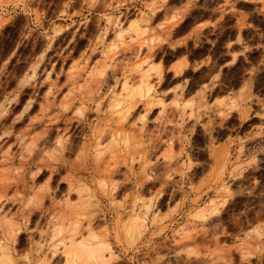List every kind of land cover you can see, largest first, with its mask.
I'll use <instances>...</instances> for the list:
<instances>
[{
    "label": "rangeland",
    "instance_id": "374dc122",
    "mask_svg": "<svg viewBox=\"0 0 264 264\" xmlns=\"http://www.w3.org/2000/svg\"><path fill=\"white\" fill-rule=\"evenodd\" d=\"M0 179L12 264H65L76 218L100 264H264V0H0Z\"/></svg>",
    "mask_w": 264,
    "mask_h": 264
},
{
    "label": "bare ground",
    "instance_id": "6f19581e",
    "mask_svg": "<svg viewBox=\"0 0 264 264\" xmlns=\"http://www.w3.org/2000/svg\"><path fill=\"white\" fill-rule=\"evenodd\" d=\"M133 28V27H132ZM122 31V30H121ZM125 31V30H124ZM118 32H119V30H118ZM119 33H121V32H119ZM118 33V34H119ZM126 33V32H125ZM122 35H124V34H122ZM119 36H121V35H119ZM132 36V35H131ZM120 38V37H119ZM122 40V39H121ZM144 75V73H141V75ZM86 77V76H85ZM91 77V76H90ZM89 77V78H90ZM124 77V76H123ZM126 77H128V76H126ZM141 77V79H142V82H145V83H143L144 85H146L147 84V82L146 81H143L144 79H143V77L144 76H140ZM145 77H146V75H145ZM144 77V78H145ZM140 79V80H141ZM146 79V78H145ZM85 80V79H84ZM89 79H87V81H88ZM127 79H124V81H126ZM86 81V82H87ZM100 81V80H99ZM97 82H98V79H97ZM118 82V81H117ZM140 82V81H139ZM141 82V83H142ZM125 83V82H124ZM126 84V83H125ZM124 84V87H122L121 89H123V91L124 92H126V95H125V93H124V95L122 96V97H124V96H126V98L122 101V100H120L119 98H118V95H117V98L120 100H118L117 98L115 99V100H113L112 101V103L109 105L113 110H116L119 106H121L120 104L121 103H123L125 100H129L130 99V101L132 100V99H135L134 98V96H143V93H145V92H143V88H142V86L138 89V90H131V86H130V88L129 87H127L128 85H125ZM123 85V84H122ZM131 85V84H130ZM139 85H141L140 83H139ZM144 87V86H143ZM149 86L147 85L145 88H144V90L146 89V93L147 92H149V88H148ZM81 88V87H80ZM84 88H88V87H84ZM49 89H51V88H49ZM48 89V90H49ZM137 89V88H136ZM80 90V89H79ZM89 91H90V89H89ZM51 92V91H50ZM80 92V91H79ZM85 92V91H84ZM89 93V92H88ZM121 93V92H120ZM70 94V93H69ZM114 94V93H113ZM119 94V93H118ZM80 95V94H79ZM82 95V94H81ZM88 95V94H87ZM116 95V94H115ZM85 96V95H84ZM90 96V95H89ZM70 97V96H69ZM91 97V96H90ZM114 97H116V96H114ZM119 97H121V96H119ZM62 98H63V96H62ZM74 98V97H73ZM83 98V97H82ZM129 98V99H128ZM141 98V97H140ZM68 99V98H67ZM111 99H113V98H111ZM48 100V99H47ZM64 100H66V99H64ZM122 101V102H121ZM63 102V101H62ZM66 102V101H65ZM64 102V103H65ZM70 102L71 101H69V104H70ZM99 102V101H98ZM128 102V101H127ZM132 102V101H131ZM72 103V102H71ZM130 103V102H129ZM134 103H136V102H134ZM31 104V103H30ZM96 104V103H95ZM94 104V105H95ZM63 105V104H62ZM66 105V104H65ZM64 105V106H65ZM71 105V104H70ZM125 105V104H124ZM129 105H131V103L130 104H128L127 106H129ZM132 105H133V103H132ZM30 106V105H29ZM82 106V105H81ZM98 106V105H97ZM97 106H94V107H97ZM109 106H108V108H109ZM4 107V106H3ZM63 107V106H62ZM83 107V106H82ZM42 108V107H41ZM67 108V107H66ZM84 108V107H83ZM126 108V107H125ZM130 106L129 107H127L126 109H124V108H122L121 110L122 111H120V109H119V116L121 115V117H120V119L123 117L124 118V116H125V114H127V113H125V112H127V111H129L130 110ZM132 108H134V107H132ZM5 109V108H4ZM3 109V110H4ZM27 109H28V107H27ZM64 109V108H63ZM68 109V108H67ZM81 108H79V109H77V110H80ZM129 109V110H128ZM26 110V109H25ZM76 110V111H77ZM82 110H84V109H82ZM94 110H96V109H94ZM117 112V111H116ZM44 113V112H43ZM82 113H83V111H82ZM124 114V115H123ZM45 115V114H44ZM43 115H41V117H42ZM117 118V117H116ZM119 119V120H120ZM41 120V119H40ZM33 121V120H32ZM118 121V120H117ZM116 121V122H117ZM30 122V121H29ZM35 122V121H34ZM40 122V121H39ZM31 123V122H30ZM37 123V122H36ZM36 123H31V125L33 124V126H34V124H36ZM50 123V122H49ZM115 125H116V123H114ZM30 125V124H29ZM30 125V126H31ZM30 126H28V127H30ZM32 126V127H33ZM46 126V130H47V125H45ZM117 126H119V124L117 125ZM122 126V125H121ZM112 127L114 128V126L112 125ZM120 127V126H119ZM67 128V127H66ZM118 129V127L116 128V130ZM120 129H121V127H120ZM119 129V131L117 130V131H115L114 130V132L111 134V141H112V143L110 144V145H113V144H115V146L116 145H122V146H124V147H128L129 146V144H130V142H132L131 141V137H130V135L128 136L127 135V133L125 132V133H122L121 132V130ZM123 129V128H122ZM125 129H127V128H125ZM130 130V129H129ZM9 131V130H8ZM104 131V130H103ZM125 131V130H124ZM127 131V130H126ZM6 133V132H5ZM8 133V132H7ZM6 133V134H7ZM44 133H46V131L44 132ZM44 133H42L41 134V136H35V138L36 139H34V141L32 140L31 141V143L28 141L27 142V144L28 143H30L29 145H30V147H31V145H37L38 143L37 142H39L41 139L43 140V142H45V141H47V138L46 137H44L45 135H44ZM5 134V137L7 136ZM8 135H9V133H8ZM2 136V135H1ZM24 138V137H23ZM22 138V139H23ZM65 138V137H64ZM66 140H67V138H66ZM96 140V139H95ZM23 141H24V139H23ZM98 141V140H97ZM99 142V141H98ZM97 142V143H98ZM42 142H40V145H42L41 144ZM56 143H57V146L59 147H62L63 146V142H62V139L61 138H58L57 137V140H56ZM20 144V143H19ZM46 144V143H45ZM44 144V145H45ZM134 144V143H133ZM99 145V144H98ZM97 145V146H98ZM134 146H135V144H134ZM9 147V146H8ZM26 147V146H25ZM28 147V146H27ZM30 147H29V150H30ZM42 147V146H41ZM59 147V148H60ZM83 147V146H82ZM82 147H81V149H82ZM108 147H109V145H108ZM8 149L9 148H7V153H8ZM34 149V148H33ZM62 149V148H61ZM126 149V148H125ZM28 150V151H29ZM42 150V149H41ZM46 150V149H45ZM32 152V151H31ZM80 152V151H79ZM6 153V154H7ZM45 154H46V151L44 152ZM50 153H52V152H50ZM56 153V152H55ZM98 153V152H97ZM49 154V153H48ZM5 155V154H4ZM38 155V154H37ZM50 155V154H49ZM54 155V154H53ZM52 155V156H53ZM78 157H79V159H78V161L79 162H81L80 164H83V163H86L87 162V157H86V154H85V152H81V153H78ZM100 155V154H99ZM51 156V157H52ZM57 156V155H56ZM96 156H98V155H96ZM4 157V156H3ZM44 161V160H43ZM56 163H58V162H61L60 160H58V159H55L54 160ZM35 162V161H34ZM45 162V161H44ZM63 162H64V166L65 167H69V168H72L73 167V164H67L66 162L67 161H65V160H63ZM63 162H61V163H63ZM72 163V162H71ZM60 164V163H59ZM63 165V164H62ZM79 167V166H78ZM53 168V167H52ZM51 167L49 168V169H52ZM81 168V167H80ZM84 168V167H83ZM37 170H39L40 171V168H37ZM53 170V169H52ZM75 170H77L76 169V167H75ZM32 172H34V171H32ZM36 172V171H35ZM37 174H38V172H37ZM32 175H35L34 173H32ZM4 177V176H6L5 174H1V177ZM72 176V175H71ZM2 177V180H7V179H4ZM7 177V176H6ZM70 179H71V177L70 176H68ZM34 178V177H33ZM1 180V179H0ZM10 180V179H9ZM72 180V179H71ZM4 181V182H5ZM3 181L0 183V184H5ZM14 182H15V180H14ZM8 183V182H7ZM6 183V184H7ZM16 183V182H15ZM81 183V182H80ZM1 185L0 186V188L2 189H8V187L6 186V185ZM72 184H73V182L72 183H69L68 185H69V190H68V195H70V191H75L76 190V192L78 193H76L77 195H81V193H83V192H86V193H88V194H90L91 195V189H90V187L89 186H87V185H79V186H77V187H75V189L73 188L72 190H71V187H72ZM75 184V183H74ZM100 185V184H99ZM4 191V190H3ZM4 193V192H3ZM40 193V192H39ZM35 193V194H37V195H44V194H42V193ZM0 195H2V196H0V201H3L2 200V198L4 197L3 195H7V193L6 194H0ZM93 195V194H92ZM84 197H86V196H84ZM43 199V198H42ZM41 198L39 199V200H42ZM92 199V198H91ZM91 199H89V201L91 200ZM6 200V199H5ZM35 201V200H34ZM76 201V200H75ZM93 201H95V200H93ZM92 201V202H93ZM40 202V201H39ZM34 203V202H33ZM69 203V202H68ZM79 203V202H78ZM212 203V202H211ZM65 204H67V202L65 203ZM73 204V203H72ZM85 203H83V205H84ZM95 204H96V202H95ZM70 204H68V206H69ZM82 205V206H83ZM67 206V207H68ZM213 206V205H212ZM71 207H75V206H71ZM78 207H80V206H78ZM146 207H148V206H146ZM77 208V207H76ZM211 208V207H210ZM68 209H70L69 207H68ZM74 209V208H73ZM206 209H207V207H206ZM147 210H148V208H147ZM69 211H71V210H69ZM73 211V210H72ZM205 211L206 210H200V212H198V213H200V214H203V216H204V214H205ZM212 211V210H211ZM207 212V211H206ZM208 212H210L209 210H208ZM137 213H139V211L137 212ZM144 213V212H143ZM72 214V213H71ZM69 215H67V217H68ZM77 216V215H76ZM201 216V215H200ZM202 216V217H203ZM73 219V218H72ZM77 219V218H76ZM76 219H75V221H76ZM56 220V219H55ZM66 220V219H65ZM67 220H69V219H67ZM3 221H4V219H3ZM8 221V220H7ZM75 221H70V222H67V225L65 224V226L64 225H62V224H56L55 226H53L52 228H53V233H52V236L50 237L51 238V240L52 239H58L55 243L56 244H54L53 245V247L55 248V251L56 250H58L59 251V248H58V246H60V251L62 252V255L64 256V259H65V264H89V263H101V261H103L104 260V258L106 257V258H108V254L107 255H105V257H104V255H103V252L104 251H106V252H108V250L110 249L109 247V244L107 243V241H99L98 239L100 238V236L99 235H97V234H95V233H93V232H89V235L87 236V237H84V238H82V239H79L78 241L77 240H75V234H77V232H76V226L78 225L79 226V224H77L76 225V223H77V221L75 222ZM3 223V222H2ZM17 224V223H16ZM143 224H145V221H144V219L143 218H141L139 215H136V216H133L132 218H130V220H128L126 223H122L121 224V226L123 225V228L125 229V233L127 234V235H130L132 232H134L135 234H136V236H138V234L140 233V229L142 228V226H143ZM7 226H8V230L5 232V235H4V237H5V239L4 240H6V243H4V241L2 242V240H1V246H0V264H12L14 261H13V254H11V247H12V243H11V246L8 244V242H10V237H15L16 236V233H14V225L13 226H9L8 224H6ZM16 226H19V224L18 225H16ZM15 226V227H16ZM146 226V225H145ZM89 227V226H88ZM79 228V227H78ZM7 228H5V230H6ZM18 230V232L20 231V229H19V227H18V229H16L15 230V232ZM78 231V230H77ZM124 232V231H123ZM14 233V234H13ZM141 233H142V230H141ZM131 236H132V234H131ZM130 236V237H131ZM134 236V235H133ZM61 237V238H60ZM125 238V237H124ZM132 238V237H131ZM130 238V239H131ZM133 239V238H132ZM15 240V239H14ZM13 240V241H14ZM95 240L97 241V242H95ZM12 241V242H13ZM131 242V241H130ZM133 242V241H132ZM4 243V244H3ZM3 244V245H2ZM42 245V244H41ZM40 245V246H41ZM39 246V247H40ZM52 247V248H53ZM13 248V247H12ZM14 249V248H13ZM52 252V255L53 254H56L57 253V251L56 252ZM27 256V255H26ZM109 256H112V254H111V252L109 253ZM115 257V256H114ZM25 258H28V256L27 257H25ZM105 261H106V259H105ZM107 261H109V260H107ZM99 263V264H100ZM103 264V263H102ZM105 264V263H104Z\"/></svg>",
    "mask_w": 264,
    "mask_h": 264
}]
</instances>
